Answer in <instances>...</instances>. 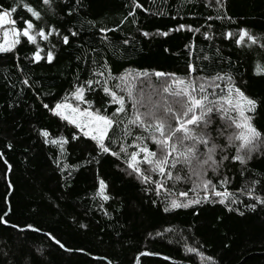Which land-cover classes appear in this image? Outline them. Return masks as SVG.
I'll use <instances>...</instances> for the list:
<instances>
[{"label": "trees", "instance_id": "16d2710c", "mask_svg": "<svg viewBox=\"0 0 264 264\" xmlns=\"http://www.w3.org/2000/svg\"><path fill=\"white\" fill-rule=\"evenodd\" d=\"M30 2L38 5V0ZM138 3L142 8L136 9L135 16L128 17L116 32L109 34L117 43L116 49L108 53L112 72L147 68L183 73L186 44L195 40L196 55H200L202 49L212 55L219 47L222 49L220 55L230 58L240 69L239 75L247 80L242 90L261 101L254 123L264 130V78L252 75L257 62L264 66V53L255 45L251 46L252 50L249 47L238 49L233 41L219 39L221 31L235 33L238 27H246L264 42V0H225L227 14L236 23L209 21L218 37L212 43L203 40V28L201 34L195 36L187 31L171 32L167 37L157 34V30L167 31L180 24L196 27L205 23V17L219 14L214 6L205 7V0H138ZM0 4L11 6L14 0H0ZM53 4L56 14L46 15L37 27L55 25L62 34H67L68 27L83 25L82 39L94 43L96 29L87 21L97 27H115L131 10L132 0H82L73 18L64 14V0H53ZM21 16L26 17L22 10L14 17L18 26ZM141 32H148L149 36L144 37ZM125 38L131 39L127 46L122 44ZM58 40L59 37H53L50 42H40L45 50L52 43L57 44L52 64L43 61L38 65L29 64L24 58L31 56L33 46L24 44L18 48L21 66L35 82V93L31 89L18 91L6 86L7 77L11 80L22 77L16 71L13 56L0 57V153L12 165L8 179L14 186L9 197L12 212L8 219L20 227L31 224L42 229L41 232L21 233L0 225V264H204L194 254L189 259L185 245L198 248L206 256L213 257L217 264H264V207L257 206L255 211L246 209L244 205L253 201L241 191L251 179H264V156L253 157L245 177L239 175V166L228 172L232 177L228 190L239 201L231 206L244 212L243 216L235 211L228 212L218 203L163 213L159 210L162 203L153 206L151 200L155 197L146 196L142 185L124 176L113 158H100L99 164H88V145L84 142L70 143L65 156L60 157L79 169L73 170L72 178L67 181L71 187L61 188L64 179L53 163V159L59 157V150L56 146L45 145L38 130L48 129L53 136H69L71 129L61 126L57 118L44 110L41 100L54 103L71 90L77 77L82 81L89 73L85 64L76 60L81 55L76 43L81 41L75 39L70 46H63ZM87 98L96 101V107H103L99 94L88 93ZM9 103L17 106L8 108ZM97 175L105 180L109 194L114 197L105 205L108 216L98 208L99 202L90 199ZM64 176L66 178V174ZM189 187L178 183L175 192L187 191ZM5 193V166L0 161V209L5 207ZM256 194L261 193L257 190ZM79 223L87 224V229H80ZM167 228L172 232L165 233L164 238L156 236ZM45 232H51L66 247H83L91 255L65 252L50 241L43 234ZM143 251L161 255L140 257L137 261ZM163 256L171 259L165 261Z\"/></svg>", "mask_w": 264, "mask_h": 264}, {"label": "snow or ice", "instance_id": "6c2138e0", "mask_svg": "<svg viewBox=\"0 0 264 264\" xmlns=\"http://www.w3.org/2000/svg\"><path fill=\"white\" fill-rule=\"evenodd\" d=\"M64 2V14L69 18H73L82 6V0ZM204 6H214L219 14L205 17V23L196 27L180 24L167 31L157 30V34L167 37L171 32L187 31L195 36L201 34L203 28V40L212 43L218 37L213 30V23L209 21L227 20L236 23L227 14L225 0H205ZM141 8L138 0H132L131 10L115 27H97L87 21L96 29L95 42L88 43L82 39L83 25L80 28L68 27L67 34H62L61 29L55 25L37 27L46 15L56 14L53 0H38V5L32 4L30 0H14L11 6L0 4V57L13 56L16 71L22 77L17 80L7 77L6 86L18 91L31 89L36 92L35 82L21 66L19 46H33L31 56L24 58L29 64L38 65L42 61L52 64L56 58L57 44L52 43L45 50L40 42H50L51 38L59 37V44L70 46L73 40L79 39L81 42L76 43V48L81 55L76 60L85 64L89 75L82 81L77 77L71 90L54 103L41 100L44 110L57 118L61 126L66 125L71 129L69 136H53L48 129L38 130V136L45 145L56 146L59 150V157L54 158L53 163L64 179L61 188L71 187L67 181L72 178L73 170L79 169L60 157L65 156L70 143L84 142L88 145V164H99L100 158H113L124 176L142 185L146 196L151 194L155 197L151 200L153 206L162 203L159 210L163 213L218 203L228 212L235 211L243 216L244 212L231 206L239 201L228 190L232 179L228 172L239 166V175L245 177L250 171L248 165L253 157L264 156V130L254 123L261 101L246 95L242 90L247 80L239 75L240 69L230 58L225 59L220 55L222 49L216 47L212 55L202 49L200 55H196L195 40L184 46L187 59L183 73L147 68L113 73L108 53L116 49L117 43L109 38V34L116 32L128 17L135 16L136 9ZM20 10L26 17L19 18L21 25L18 26L14 17ZM69 23L72 21L69 20ZM141 35L148 37L149 33L141 32ZM219 39L222 42L233 41L238 49L249 47L252 50L251 46L255 45L264 53V42L258 40L246 27H238L235 33L231 30L221 31ZM130 43V38L122 41L125 46ZM252 75L264 78V66L257 62ZM146 92L150 95L146 96ZM88 93L99 94V103L103 107H96L97 102L87 98ZM14 106L17 105H7L8 108ZM7 147L11 148V144ZM0 161L5 166L6 181L3 198L5 207L0 209V225L21 233L41 232L42 229L31 224L20 227L8 219L12 212L9 197L14 188L8 179L12 165L3 153H0ZM178 183L190 187L177 194L175 187ZM257 190L261 194H256ZM241 191L253 201L244 205L246 209L255 211L257 206L264 207V179H251L247 188ZM90 199L99 202L98 208L105 216L109 215L105 205L114 197L108 192V184L98 175ZM193 214L198 215L196 212ZM87 227V224L79 223L80 229L86 230ZM171 232L172 229L167 228L157 232L156 236L164 238L165 233ZM43 234L65 252L91 255L83 247H66L51 232ZM184 251L189 254V259L194 254L204 264H217L213 257L206 256L196 247L185 245ZM160 255L143 251L139 253L137 261L140 257ZM163 259L168 261L171 258L163 256Z\"/></svg>", "mask_w": 264, "mask_h": 264}, {"label": "rangeland", "instance_id": "374dc122", "mask_svg": "<svg viewBox=\"0 0 264 264\" xmlns=\"http://www.w3.org/2000/svg\"><path fill=\"white\" fill-rule=\"evenodd\" d=\"M153 99H155V98H153Z\"/></svg>", "mask_w": 264, "mask_h": 264}]
</instances>
